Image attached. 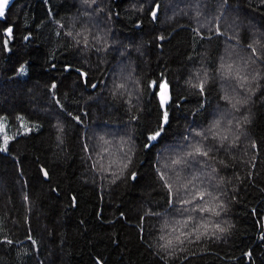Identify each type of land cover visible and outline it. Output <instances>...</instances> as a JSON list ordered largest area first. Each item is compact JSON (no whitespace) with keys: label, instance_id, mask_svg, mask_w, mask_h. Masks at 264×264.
Returning <instances> with one entry per match:
<instances>
[{"label":"trees","instance_id":"obj_1","mask_svg":"<svg viewBox=\"0 0 264 264\" xmlns=\"http://www.w3.org/2000/svg\"><path fill=\"white\" fill-rule=\"evenodd\" d=\"M0 118V264H264V0H13Z\"/></svg>","mask_w":264,"mask_h":264},{"label":"water","instance_id":"obj_2","mask_svg":"<svg viewBox=\"0 0 264 264\" xmlns=\"http://www.w3.org/2000/svg\"><path fill=\"white\" fill-rule=\"evenodd\" d=\"M12 2H13V0H7V4H4L3 0H0V6H2V8H0V10L3 11V14ZM158 13H159V3H156L154 5V8L152 9V11L150 13V17L153 21H155L157 19ZM2 16L3 15H0V17H2ZM157 95H158V99H159L161 109L166 110L168 103L170 102V100L172 98V92H171L170 85L168 83L160 84L158 87V90H157ZM162 101H165V102H162Z\"/></svg>","mask_w":264,"mask_h":264},{"label":"snow or ice","instance_id":"obj_3","mask_svg":"<svg viewBox=\"0 0 264 264\" xmlns=\"http://www.w3.org/2000/svg\"><path fill=\"white\" fill-rule=\"evenodd\" d=\"M3 3L4 4H7V0H3ZM0 8H2V6H0ZM0 15H3V11L2 10H0ZM162 102H165V101H162ZM167 120V113H165V121ZM159 135V132H157L155 135H153V136H151V137H149V139H152V140H155L156 139V137ZM7 141L5 140V143H6ZM196 151L197 152H200V149L199 148H197L196 149ZM203 155H207V152H204L203 153ZM163 178V177H162ZM199 198L201 199V200H203L204 199V195L203 194H201L200 196H199ZM184 203H191V200H185V201H183ZM208 209H206V208H202L201 209V211H207ZM177 239H179V237H177ZM171 243V241H169V244Z\"/></svg>","mask_w":264,"mask_h":264},{"label":"rangeland","instance_id":"obj_4","mask_svg":"<svg viewBox=\"0 0 264 264\" xmlns=\"http://www.w3.org/2000/svg\"><path fill=\"white\" fill-rule=\"evenodd\" d=\"M7 131H8V124L5 120L0 118V139L6 140L7 138Z\"/></svg>","mask_w":264,"mask_h":264},{"label":"bare ground","instance_id":"obj_5","mask_svg":"<svg viewBox=\"0 0 264 264\" xmlns=\"http://www.w3.org/2000/svg\"><path fill=\"white\" fill-rule=\"evenodd\" d=\"M163 83V82H162Z\"/></svg>","mask_w":264,"mask_h":264}]
</instances>
